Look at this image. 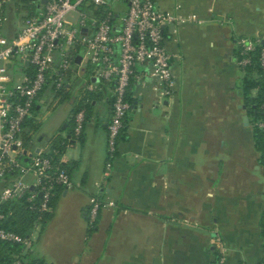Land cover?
Returning <instances> with one entry per match:
<instances>
[{
	"label": "crops",
	"instance_id": "0c3cea01",
	"mask_svg": "<svg viewBox=\"0 0 264 264\" xmlns=\"http://www.w3.org/2000/svg\"><path fill=\"white\" fill-rule=\"evenodd\" d=\"M155 3L178 19L165 28L172 88L161 95V86L147 74L150 64L136 66L139 79L132 77L127 88L130 108L107 177L112 82H97L92 101L81 100L84 87L72 102L67 98L72 94L66 96L70 90L63 93L70 105L68 123L53 135L65 146L59 160L71 187L56 190L52 218L34 239L30 261L218 264L215 238L225 248L224 264H259L263 258L264 168L239 89L244 72L236 63L234 41L264 40V0ZM29 5L18 0L6 5L2 34L8 41L28 11L38 8L34 0ZM87 102H92L89 111ZM81 108V136L68 141L73 115ZM91 197L114 205L101 208L87 236Z\"/></svg>",
	"mask_w": 264,
	"mask_h": 264
},
{
	"label": "built area",
	"instance_id": "2783aa9c",
	"mask_svg": "<svg viewBox=\"0 0 264 264\" xmlns=\"http://www.w3.org/2000/svg\"><path fill=\"white\" fill-rule=\"evenodd\" d=\"M11 1L0 0V241L19 248L8 252L10 260L5 264H47L23 258L29 250L21 249L33 243V232L37 235L41 230V222L51 213L50 203L56 190L70 188L71 181L60 160L51 156L55 149L51 153L30 152L33 138L25 133L26 122L33 120L36 107L42 102L41 95L47 89L54 94L68 92L85 71L80 66L86 63L92 68L89 79L112 82L103 171L104 177L109 176L115 145L130 108L126 93L131 78L137 76L136 66L150 64L147 74L161 86V95H167L172 88L170 55L164 46L165 28L176 24L178 19L159 10L155 0H46L45 4L34 0L38 8L28 11L22 27L8 41L2 27L5 7ZM115 4H123L125 9L120 13ZM71 13L77 15L75 23L68 21ZM258 43L259 39H236L241 56L236 63L240 68L250 64L248 55ZM76 57H80L79 63L75 62ZM260 67L264 79V49L260 53ZM14 70L20 74L18 81L14 79ZM97 90L98 83L90 81L83 88L85 92ZM84 113L81 108L73 115L68 141L80 138ZM254 125L264 134V120ZM27 176L30 181L24 179ZM17 202L24 203L36 216L25 236L4 226L8 217L4 207ZM113 205L111 201L91 197L86 213L88 227H95L101 208ZM213 245L218 252V264H224L225 248L221 240L213 239ZM259 264H264V255Z\"/></svg>",
	"mask_w": 264,
	"mask_h": 264
},
{
	"label": "trees",
	"instance_id": "16d2710c",
	"mask_svg": "<svg viewBox=\"0 0 264 264\" xmlns=\"http://www.w3.org/2000/svg\"><path fill=\"white\" fill-rule=\"evenodd\" d=\"M17 1V0H16ZM18 2L24 4V8L29 7L30 0H18ZM33 5V4H32ZM31 5V6H32ZM259 43L255 45L254 50L249 53V57L251 59L250 64L246 65L245 67L241 68L244 72L242 79L239 82V89L241 90L242 98L244 107L248 116L250 117V121L252 123V137L254 141V145L256 150L259 153L258 161L259 164L264 168V134L261 129L257 128L254 123L257 121L264 120V110L262 109V103L264 100V79L262 75V70L260 67V53L264 49V44ZM236 40L234 41L235 44ZM236 48V62L241 59L239 55V49L235 45ZM254 90V94L251 95V91ZM93 95V94H92ZM90 96L89 100H94L96 96ZM68 96V94H66ZM69 99V97H67ZM85 99V98H84ZM128 101V99H127ZM129 102V101H128ZM92 102L86 104V106H90ZM78 109H76L77 111ZM75 111V109H74ZM126 120V118H125ZM31 121V120H30ZM29 123H32V121ZM125 122V121H124ZM31 129L34 128V125H29ZM124 127V126H123ZM122 131V130H121ZM51 150H57L61 152V140L59 137H55L52 141ZM62 165V164H61ZM65 167L64 165H62ZM59 190V189H58ZM57 193V191H56ZM53 200V199H52ZM52 206V201L50 203ZM5 212L7 213L8 217L5 219V228L16 232L21 236H25L29 234L34 222H35V213L30 211L28 207L22 203H12L6 205L4 207ZM52 218V212L44 217L43 221L41 222V229L43 228L44 224ZM261 236L264 240V212L261 216ZM94 228H89L86 232L87 236L91 234ZM42 231V230H41ZM263 248H264V241H263ZM19 248L17 245H10L6 242L0 241V264H5L10 260L8 255L9 251H16ZM27 253L22 255L23 258L27 257Z\"/></svg>",
	"mask_w": 264,
	"mask_h": 264
},
{
	"label": "rangeland",
	"instance_id": "374dc122",
	"mask_svg": "<svg viewBox=\"0 0 264 264\" xmlns=\"http://www.w3.org/2000/svg\"><path fill=\"white\" fill-rule=\"evenodd\" d=\"M115 7L116 9H118L120 13L122 12V10L125 9V6L123 4H115ZM6 16L8 17V14ZM13 18H16V17L14 16ZM67 18H68V21L71 23H75L77 21V15L75 13H71ZM80 68H84L85 71L83 72L82 75L76 78L74 82H73L74 78L72 77V81H71L73 82L72 88L68 92V95L72 94V95H77L78 97L82 88L89 81L90 74L92 73V68H90V66H88L86 63H83L80 66ZM13 73H14L15 81H18V78L20 77L19 72L17 70H14ZM102 83L103 82H99V84H102ZM92 93L93 92L83 91V94H82L83 98H81V100H84V98H87V100L89 101V97L92 95ZM77 103H80L78 99H77V102H75V104ZM69 107L70 105L63 98V92L54 94L52 91L47 89V91L42 96V103L40 104V108L37 110V107H36L35 114L33 115V120L31 124L34 125V128L31 129L30 126L24 127L25 133L26 134L29 133L30 135H32L35 141V146L30 148V152L46 151L42 148L47 145L48 138L49 137L51 138V135L54 136L53 134L56 132L57 129H60L64 124L68 123L66 119V115L68 114ZM85 108H86V111H89L91 109V105L85 106ZM35 120H38L36 125H35ZM42 135H45V137H43L42 140H40L39 142L38 137ZM54 138L55 136L52 139ZM60 145L62 147L61 152H58L56 150V152L52 154L50 152L51 150L50 149L48 150L51 153V156L53 155V157L56 160H59L61 153H63L65 149L64 144L60 143ZM24 179H26V181H30L29 176L25 177ZM77 190L79 191L80 189H77ZM56 205L57 204L55 203L53 207H56ZM39 232L40 231H38L37 235L39 234ZM37 235H36V232H33L31 234V240L33 241L35 238H37ZM35 247H36V243L23 247L21 250L26 252L27 250H31L32 248H35Z\"/></svg>",
	"mask_w": 264,
	"mask_h": 264
},
{
	"label": "water",
	"instance_id": "95a60500",
	"mask_svg": "<svg viewBox=\"0 0 264 264\" xmlns=\"http://www.w3.org/2000/svg\"><path fill=\"white\" fill-rule=\"evenodd\" d=\"M40 3H41V4H45V3H46V0H40ZM114 30H115V31H118L119 28H118V27H114ZM260 43H261V44H264V40L262 39V40L260 41ZM79 61H80V57H76L75 62H76V63H79ZM89 81L92 82V83H97V82H98V79H97L96 77H92V78L89 79ZM246 119H247V118L244 117V120H246ZM25 162H27V161H25Z\"/></svg>",
	"mask_w": 264,
	"mask_h": 264
},
{
	"label": "flooded vegetation",
	"instance_id": "af4514ba",
	"mask_svg": "<svg viewBox=\"0 0 264 264\" xmlns=\"http://www.w3.org/2000/svg\"><path fill=\"white\" fill-rule=\"evenodd\" d=\"M75 99H76L75 95H71L68 100L69 102H72L75 101Z\"/></svg>",
	"mask_w": 264,
	"mask_h": 264
}]
</instances>
